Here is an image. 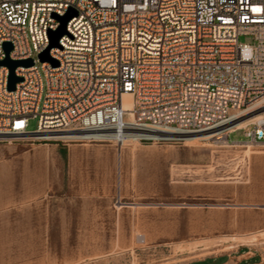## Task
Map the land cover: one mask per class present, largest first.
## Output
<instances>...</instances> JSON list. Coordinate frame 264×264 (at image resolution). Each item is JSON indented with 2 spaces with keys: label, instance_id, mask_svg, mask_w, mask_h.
Here are the masks:
<instances>
[{
  "label": "built area",
  "instance_id": "built-area-1",
  "mask_svg": "<svg viewBox=\"0 0 264 264\" xmlns=\"http://www.w3.org/2000/svg\"><path fill=\"white\" fill-rule=\"evenodd\" d=\"M68 8L76 14L49 51L52 67L37 55L58 26L51 14ZM4 42L10 59L33 64L16 68L14 91L0 66V141L147 144L210 132L227 144L243 130L232 146L264 147V0H0V60ZM255 109V121L231 124Z\"/></svg>",
  "mask_w": 264,
  "mask_h": 264
},
{
  "label": "rangeland",
  "instance_id": "rangeland-1",
  "mask_svg": "<svg viewBox=\"0 0 264 264\" xmlns=\"http://www.w3.org/2000/svg\"><path fill=\"white\" fill-rule=\"evenodd\" d=\"M243 132L227 144L0 141V264H191L240 244L264 252V147L245 156L231 145Z\"/></svg>",
  "mask_w": 264,
  "mask_h": 264
},
{
  "label": "water",
  "instance_id": "water-1",
  "mask_svg": "<svg viewBox=\"0 0 264 264\" xmlns=\"http://www.w3.org/2000/svg\"><path fill=\"white\" fill-rule=\"evenodd\" d=\"M75 11L72 8H68L66 12L59 16L56 14H51L53 18H55L58 22V26L54 30L48 31V44L47 46L37 55L40 62H48L52 67L58 66V62L56 59L52 58L49 54L50 49L52 48H60L59 39L63 35H68L66 30V25L68 21L75 15ZM12 49V45L9 42L3 43V50L5 56L2 60H0V66H4L8 69V77H7V91H14L15 86L19 83L22 78L15 74V70L18 67H30L33 64L32 59L25 60H12L9 58V52Z\"/></svg>",
  "mask_w": 264,
  "mask_h": 264
},
{
  "label": "bare ground",
  "instance_id": "bare-ground-1",
  "mask_svg": "<svg viewBox=\"0 0 264 264\" xmlns=\"http://www.w3.org/2000/svg\"><path fill=\"white\" fill-rule=\"evenodd\" d=\"M122 99H123V107H124V109L127 110L131 106L130 96L128 94H124ZM261 110L262 109H255V110L249 111V112L245 113L243 116H241L238 119L234 120L231 124L236 126V128H242V127L246 126L247 124L255 121L256 119H258L263 114V112ZM209 133L210 132H203V133H198V134H194V135H185V136L180 137L179 139H183V140H200V139L211 138L212 135H210ZM39 136H41L43 139H50V138L55 139L56 138V139H59V140L66 139V140H72V141H84L82 139L88 137L86 135H72V134H42V135H39ZM7 139H10V140H23L21 138H12V137H3L2 138V140H7ZM167 139H170V138H167ZM224 143H226V142H224ZM245 146H246V149L244 150V153H245V156L247 155V157L252 156V155H261V154H263V152L254 151L249 143H245ZM120 149H123L122 146L119 147V151H120ZM173 184L174 185H178L177 182H173ZM219 205H215V206H219ZM240 205H249V204H240ZM181 206H183V204L174 205V206H171V207L180 208ZM230 239L234 240V239H236V237H231ZM135 240H136V242L138 244H144L146 242V240H147V236L145 234H137Z\"/></svg>",
  "mask_w": 264,
  "mask_h": 264
},
{
  "label": "crops",
  "instance_id": "crops-1",
  "mask_svg": "<svg viewBox=\"0 0 264 264\" xmlns=\"http://www.w3.org/2000/svg\"><path fill=\"white\" fill-rule=\"evenodd\" d=\"M218 259H222V261L219 263L213 262ZM207 262H213L210 264H264V252H259L250 245L240 244L235 250L228 253L208 256L207 258L195 260L191 264H206Z\"/></svg>",
  "mask_w": 264,
  "mask_h": 264
},
{
  "label": "snow or ice",
  "instance_id": "snow-or-ice-1",
  "mask_svg": "<svg viewBox=\"0 0 264 264\" xmlns=\"http://www.w3.org/2000/svg\"><path fill=\"white\" fill-rule=\"evenodd\" d=\"M253 11H259V9H253ZM18 127L20 126V125H17Z\"/></svg>",
  "mask_w": 264,
  "mask_h": 264
}]
</instances>
